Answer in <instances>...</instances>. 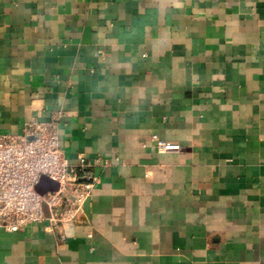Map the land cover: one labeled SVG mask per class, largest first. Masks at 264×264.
<instances>
[{"label":"crops","instance_id":"crops-1","mask_svg":"<svg viewBox=\"0 0 264 264\" xmlns=\"http://www.w3.org/2000/svg\"><path fill=\"white\" fill-rule=\"evenodd\" d=\"M55 116L90 211L0 264H264V0H0V134Z\"/></svg>","mask_w":264,"mask_h":264},{"label":"built area","instance_id":"built-area-1","mask_svg":"<svg viewBox=\"0 0 264 264\" xmlns=\"http://www.w3.org/2000/svg\"><path fill=\"white\" fill-rule=\"evenodd\" d=\"M154 139L161 151L181 149ZM91 166L85 156L76 164L66 157L57 116L50 121L33 119L20 134H0V228L13 232L47 220L54 228L73 220L94 186L87 170ZM44 175L58 182L59 189L39 192Z\"/></svg>","mask_w":264,"mask_h":264},{"label":"water","instance_id":"water-1","mask_svg":"<svg viewBox=\"0 0 264 264\" xmlns=\"http://www.w3.org/2000/svg\"><path fill=\"white\" fill-rule=\"evenodd\" d=\"M59 184L55 180L49 178L48 176H42L39 184L37 185V190L41 193H45L48 190H58ZM84 211L89 213L90 211V198H87L83 204Z\"/></svg>","mask_w":264,"mask_h":264}]
</instances>
